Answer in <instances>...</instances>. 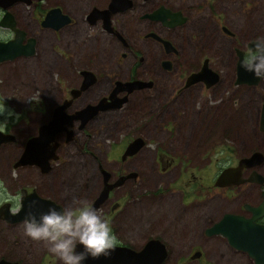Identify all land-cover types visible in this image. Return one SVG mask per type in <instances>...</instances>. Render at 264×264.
<instances>
[{
  "label": "flooded vegetation",
  "instance_id": "1",
  "mask_svg": "<svg viewBox=\"0 0 264 264\" xmlns=\"http://www.w3.org/2000/svg\"><path fill=\"white\" fill-rule=\"evenodd\" d=\"M236 1L105 0L103 3L96 4L88 9L83 16L86 27L90 31L106 34L109 37V43L111 37L114 38L118 43L116 54L118 52L122 60L126 59L127 52H133L134 61L130 65H133L134 68L127 78L115 79L110 90L105 95L98 97L95 101L80 105L81 96L88 94L91 87H96L99 84V77L96 73L88 68L81 69L76 75L75 85L68 84L65 86L57 82L55 87H51L50 94L53 97L50 100L47 99L41 108V121L36 125L35 131L30 133L20 146L13 147L17 144L13 133H10L9 130L2 131L10 133L14 137L13 141L0 145V154L2 151L9 149V147L14 149V152L10 153L12 158H8V163L2 170L4 172L7 170L6 174L9 177L13 174L14 178L18 176L17 180H19V183L15 191L11 192L8 191L9 188L4 184L2 188L0 187V196L4 194L5 197L9 193H13L12 196L7 195L6 199L0 200V225L5 233L11 234V239L15 245L20 247L26 244L27 237L23 233V223L29 214L39 218V214L49 208L40 199L51 200L61 209L70 206L73 196L65 195L63 175L67 165L73 163L78 155L84 153L83 147L87 145V142L81 146L80 136L85 134L90 137L88 133L89 124L101 119L113 110H119L125 105L127 106L133 93L143 95L144 99L142 100L144 101L148 99L147 96L151 95L150 93L158 90V84H171L167 99L162 104H158V111L164 112L171 105V101L173 102L170 97L173 96L172 99L174 97L178 98V94L181 92L192 91L196 86H200V91L214 90L220 84L221 77L218 71H216L219 77L217 82L210 86H207L202 80L187 85V79L204 66L215 71L213 63L218 67H226L224 63L226 56L224 54L227 53H229V60L232 59V66L235 68V78L232 84L235 86H254L243 83L236 84V68L239 60H243L248 50L252 47L249 43L260 38L252 36L245 41H241L238 33L233 29L232 18L227 19L226 15L230 9L229 5ZM249 1L253 3L251 0ZM72 2V12L66 8L63 1L55 3L50 0H31L29 3L17 2L7 9L0 7V21L3 15L9 12L12 21L15 23L14 28L24 32L22 44L26 45L30 39L34 41V53L28 57L20 56L18 59L34 57L37 54L39 44L38 35L31 33L33 28L31 21L25 17L24 11L26 8L34 10L35 17L33 19L38 24L39 32H50L55 37L60 34V40H58L60 44L52 49V53L62 54L65 47H74V43L68 38L66 45L64 38L65 35L74 36L75 31L80 30L79 3ZM244 5H247L246 1H244ZM57 8L68 18V21L64 23L65 20H61L57 29L44 27L42 21L48 11ZM94 9L97 14L90 16ZM20 11H22L23 16ZM129 16H134L135 24L121 21ZM209 22L212 24L211 29L208 27ZM0 30L5 31V38H0V41L7 42L15 38L16 32L14 29L0 26ZM132 32H136L135 40L125 37L126 33ZM77 39L79 40V36H77ZM226 41L228 42V48L225 50ZM137 44H139L142 52L146 55H140L139 51H134L135 49L138 50ZM144 46L153 55L151 63L147 60L148 53L143 50ZM191 46H194V48H190ZM185 52L187 54L190 52L191 54L190 60H185L188 63V75L180 78V82L176 85H172V80L170 78L166 80L162 75H170ZM218 54H221V56H218ZM230 63L231 61L228 64ZM85 71L93 73L94 82L82 89L85 79L83 72ZM136 80L140 81L143 87L131 92L124 89L115 94L117 99H125L120 107L100 109L85 123H82L81 120H73L70 124L65 123L63 129L57 131L50 141H43L37 144L35 149L28 151V163H19L25 148L28 145H32L31 141L39 135L40 127L48 125L52 121L57 108L64 106L62 113L74 114L87 106H95L102 100H105L106 104L110 103L109 95L115 88L116 82L126 83ZM73 90L79 91L75 97H72ZM224 93H221V99ZM259 96V99H252L254 104L256 101L258 102L256 103L257 106L255 105L256 108L251 110L250 136L246 135L247 131L245 130L243 137L235 134L240 128V121L236 120V122H233V119L235 115L236 117L240 116L242 109H229L228 111L233 112V114L226 112L228 117H230L222 122L223 132L218 141L204 139L197 142L193 141L189 136L179 138L181 129L185 127L187 129L189 128L188 125L191 124L190 119L185 118L187 113H177L178 110L182 111L181 108L174 111L175 117L171 121L172 125L171 123L168 124L169 122L164 125H156L155 135L158 137L148 138L144 134L145 127L153 114L158 111H155V109L147 114L146 112L143 113V116L145 115L146 117L139 124V127L137 126L135 129V134L128 136L125 142L117 148L113 157L107 158L108 162H114L115 166L107 168L104 164L98 162L97 169L100 175V187L96 193L86 200L93 206L99 199L104 186L111 185L107 197L99 203L96 209L108 219L118 239V228L115 223H119V221L115 216L119 211L125 212L120 220L127 222L130 220V216L126 217L125 220L124 217L127 216L128 212H131L132 216L135 215L132 210H127L137 207L151 208L161 215L159 222H164L165 219H169V222L161 231H148L147 234L144 232L146 229L142 226L144 231L141 228L140 230L146 238L139 247L131 242L122 240H119L118 245H128L134 249H140L149 239L158 238L165 245L166 256L160 263L165 264L167 257L173 250V246L167 242L166 236L186 240L200 238L201 236L208 239L219 237L224 239L234 254L245 257L249 264H256L247 251L232 247L221 234H207V229L218 221L225 212L241 214L248 218L254 217L255 223L264 226V123H262L264 118V95ZM236 98H232V106L238 103ZM168 100H170L169 104H167ZM142 108L145 109L146 106L144 105ZM178 116L181 117V124L175 123ZM161 131L167 133V140L159 139V132ZM79 133L81 134L79 135ZM138 138L142 139V146L133 152H128L127 147ZM151 145L155 146V152L150 151L149 146ZM169 145H171V148H169ZM210 146L214 149H219L213 159L209 157L210 152L208 150ZM193 147L203 149L197 160L193 157L191 151ZM254 153L260 154V157L250 159ZM211 154L213 153L211 152ZM146 156H149L150 160L149 172H143V169L139 170L138 166H131V164L141 163ZM210 165H212V168H210ZM225 170H229L227 177L216 185L217 179ZM19 172H23V174L20 175ZM153 172L164 176L171 172L172 175H169L170 177H168V181L164 185L161 184L164 179H160L156 187L150 188L145 185V178L149 173ZM23 193L28 196L31 195V205L27 210L28 214L18 218L19 216L14 214L22 208L21 198ZM209 196L219 198L222 202L219 208L233 209H225L216 217H202L193 222L192 208L196 205L200 207V201H203L202 198ZM74 197L80 198V194H76ZM176 197L179 198L178 206L173 204V200ZM4 204H8V208H2ZM5 211L6 214L4 213ZM6 215L10 217L8 218ZM146 224V222L143 223V225ZM154 228L152 224L149 225V229ZM167 230L169 231L167 232ZM18 232H21L25 238L17 236ZM31 243L33 242L30 241ZM40 244L41 246L44 245L43 243ZM11 250L7 247L1 248L0 251L4 252V254L0 256V259L4 258L17 264H27L21 257L11 256L9 254ZM46 251H48L46 247L41 248L43 254ZM203 254L204 252L199 245L189 244L187 253L189 260H194ZM35 264L48 263H41L39 258L38 261H35Z\"/></svg>",
  "mask_w": 264,
  "mask_h": 264
},
{
  "label": "rangeland",
  "instance_id": "2",
  "mask_svg": "<svg viewBox=\"0 0 264 264\" xmlns=\"http://www.w3.org/2000/svg\"><path fill=\"white\" fill-rule=\"evenodd\" d=\"M51 2L63 1L66 8L72 12V1L79 3L80 17V30L75 31L74 36L65 35V43L67 45V38L74 43V47H65L62 54L52 53V49L59 45L60 34L56 37L50 32L41 33L39 27L33 18L35 12L32 9H25L24 14L33 25L32 32L36 33L39 37V44L37 48V54L31 58H17L0 63V104L4 105V112L0 114V123H6V129L10 133H13L16 137L17 144L14 148L20 146L30 133L34 132L36 125L41 121V108L45 104L46 100H50L53 96L50 94L51 87H55L57 82L62 85H75L76 75L79 70L88 68L97 74L99 77L98 85L91 87L88 94H83L80 99V105L95 101L98 97L105 95L110 90V87L115 79L127 78L134 66L130 65L134 61L133 52H127V57L122 60L120 55L116 54V46L118 43L111 37L109 43V37L106 34L90 31L83 20V16L88 9L96 4L103 3L105 0H50ZM244 1L247 5H244ZM237 0L232 5H229L226 18H232L234 23L233 29L238 33L241 41H245L252 36L264 37V0ZM46 5V3H44ZM22 15V11H20ZM23 16V15H22ZM225 18V19H226ZM121 21L128 24H135L134 16H129ZM209 29L212 28L211 22L208 23ZM5 31L0 30V38H5ZM74 33V32H72ZM125 34V33H124ZM71 35V34H69ZM79 36V40L77 39ZM127 38L131 40L136 39V32L126 33ZM194 48L191 46L190 48ZM140 55H146L142 52L139 44H137ZM228 48V42L224 49ZM143 50H146L147 60L151 63L153 55L144 46ZM192 50V49H191ZM226 67H218L213 63L215 71L220 73V84L214 90L200 91V86H196L192 91H184L178 94V98H171V105L168 107V112L158 111V104L163 103L170 93L171 84H158L157 89L147 96L148 99L144 101L143 95L133 93L130 97L128 105L119 110H113L110 113L104 115L101 119L95 120L89 124L90 137L85 134L79 138L80 145L83 146L85 142L87 145L83 147L84 153L78 155L73 163L68 164L64 171L65 181V195L75 196L80 194L81 199H87L92 194L96 193L100 187V175L97 169L98 162L104 164L107 168H113L114 162H108L107 158L114 156L115 151L125 140L131 135L135 134V129L146 117V114L150 111H158L160 113L153 114L150 121L145 127V136L148 138L156 137L155 130L156 125H164L166 122L171 123L174 119V111L181 108L182 111H177L178 114L187 113L185 118H189L191 124L189 128L181 129V135L179 138H185V136L191 137L193 141H199L209 139L211 141H218L223 132L222 122L229 119L226 112L229 109H242L239 117H234L233 122L240 121V128L235 134L243 137L244 130L247 131L246 135L250 134L249 127L251 125V110L255 109L257 102L254 104L252 99H259V95H264V79H260L259 82L253 87L247 86H235L232 84L235 78V68L232 66V59L229 60V53L224 54ZM64 56V57H63ZM190 52H186L182 55V58L178 61L177 67L172 70L170 75L162 77L168 80H172V85H176L180 82V78L188 75V63L185 60H190ZM221 56V54H218ZM122 61V62H120ZM229 61H231L230 64ZM228 65H230L228 67ZM140 71V69H138ZM93 74V73H92ZM224 93L222 99L221 93ZM147 94V92H145ZM38 96V99L35 100ZM237 97L238 103L232 106V98ZM170 100L167 101V104ZM146 106L145 109L142 106ZM256 105V106H255ZM233 114V112H229ZM236 114V112H234ZM180 116V115H179ZM177 117L175 123L181 124V117ZM184 118V119H185ZM237 118V119H236ZM236 125V123H235ZM2 127V126H0ZM247 128V129H246ZM81 133H79L80 135ZM250 136V135H249ZM158 137V136H157ZM159 139L167 140V133L159 132ZM251 138V137H250ZM245 139V138H241ZM182 140V139H181ZM83 142V143H81ZM209 147V146H208ZM171 148V145H169ZM10 149V150H9ZM2 151L0 154V187L3 184L9 188L8 191H15L19 180L18 176L14 178V174L9 177L2 169L8 163V158H12L10 153L14 152V149ZM151 152H155L154 145L149 146ZM203 149L200 147H193L191 151L193 157L197 160L200 156V152ZM208 150V149H207ZM76 152L75 150H73ZM219 149H214L210 146L208 152L209 157L214 158ZM211 152L213 154H211ZM6 153V154H5ZM149 153V152H146ZM106 157V159H105ZM131 166H138L139 170L143 169V172L150 171L149 156L138 164H131ZM212 168V165H210ZM20 175L23 172H19ZM169 174L161 175L155 172L149 173L145 178V185L150 188L156 187L158 180L164 179L162 185L168 181ZM170 175V176H169ZM24 176V175H23ZM164 177V178H163ZM11 178V179H9ZM17 180V181H16ZM69 189V191H68ZM137 189V187H136ZM13 193L7 195L12 196ZM4 194L0 196V200L6 199ZM177 196V194H175ZM203 201H200V207L197 205L192 208V218L195 222L198 218L216 217L221 211L225 209L233 208H219L222 202L216 197H203ZM179 198L176 197L173 200V204L179 205ZM5 203V202H4ZM135 214L132 216L131 212L127 213L126 217L130 216V220L127 222L121 221L120 218L124 215V211H119L116 214V219L119 221L115 224L119 239L122 241H128L139 247L144 241L146 236L141 232L140 228L144 231L142 226L146 229L144 232L162 230L165 225L168 224L169 219H165L164 222H159L161 216L151 208L137 207L129 209ZM145 210V211H144ZM146 222V225L143 223ZM118 223V224H117ZM152 224L154 229H149V225ZM169 230H167L168 232ZM17 236L22 237L23 234L18 232ZM25 238V236H23ZM167 242L171 243L173 250L167 257L165 264H249L245 257L234 254L233 250L226 244L224 239L219 237L206 238L201 236L194 239H183L178 237H168ZM30 241L33 243L30 244ZM31 239H26V244L18 247L11 239V234L5 233L1 229L0 225V249L7 247L12 249L10 251L11 256L21 257L27 264H35V261L40 258L41 263L60 264L58 259L52 255L49 251L45 254L41 252L45 245L40 244ZM197 244L203 250L204 254L201 257H197L194 260H189L187 253L189 250V244ZM9 250V249H8ZM41 252V253H40ZM4 252L0 251V256Z\"/></svg>",
  "mask_w": 264,
  "mask_h": 264
},
{
  "label": "water",
  "instance_id": "3",
  "mask_svg": "<svg viewBox=\"0 0 264 264\" xmlns=\"http://www.w3.org/2000/svg\"><path fill=\"white\" fill-rule=\"evenodd\" d=\"M31 0H0V7L3 9H7L12 4L17 2H26L29 3ZM116 1V0H114ZM97 14L95 9L92 11L90 16ZM68 18L63 15L60 10L51 9L46 14L44 20L42 21V25L44 27H52L57 29L61 22V20H65L66 23ZM15 23L12 21L11 15L9 12H6L1 21V27H10L15 30V38L9 40L7 42L0 41V62L14 60L20 56H30L34 53V41L32 39L28 40L26 45L22 44L24 40V32L19 29L14 28ZM167 44V43H166ZM250 46H253V42L249 43ZM241 59L236 68V84H248V85H256L260 78H257L253 75L252 72L246 71L241 66ZM85 79L83 82L82 89L86 88L90 84L94 82V75L90 71L83 72ZM218 73L211 68L204 66L200 71L193 73L187 79V85L197 82L204 81L207 86L213 85L218 80ZM141 82L136 80L133 82L123 83L121 81L116 82L115 88L112 93L109 95L111 102L105 103V100L99 102V104L95 106H87L84 109L75 112L74 114H66L62 113V109L64 106L57 108L54 112L52 121L48 125H43L39 129V135L32 139V145H28L23 154L21 155L20 162L21 164H26L28 158V151L31 149H35L36 145L43 141H50L54 134L63 129V125L65 123H72L73 120H81L82 123H85L87 120L92 118L94 114L97 113L100 109H105L108 107L118 108L122 105L125 99L120 98L117 99L115 94L121 90L126 89L128 92H131L135 89H139L141 86ZM79 91H72V97H75ZM264 116V115H263ZM264 123V118L263 122ZM264 125V124H263ZM14 140V137L10 133H4L0 131V145L3 143L11 142ZM143 142L141 138L135 139L128 147V152H133L140 146H142ZM258 156V157H257ZM260 154L254 153L250 159L259 158ZM229 170H225L217 179V184L220 181L227 177V172ZM107 179V177H106ZM111 189V185H105L104 189L99 197V199L93 204V207H98L99 203H101L106 197ZM31 195L22 194L21 198V206L19 212L14 214L15 216H19L18 218H22L26 214H28L27 210L31 205L30 201ZM35 198V197H33ZM39 198V197H38ZM40 199V198H39ZM49 208H56L60 210L61 208L51 200L40 199ZM2 208H8V204H4ZM48 208V209H49ZM48 209L39 214V216L48 211ZM6 214V211L4 212ZM8 218L9 215H6ZM207 234H221L223 235L227 242L234 248L242 249L248 252V254L255 260L256 264H264V226L254 222V217L248 218L241 214H236L233 212H225L222 214L220 219L213 223L208 229ZM82 245H77L76 251H82ZM166 256V249L164 243L158 238H151L147 242H145L144 246L140 249H134L128 245H118L115 251L111 252V254L107 257L100 256L99 258L93 259L91 257L87 258L83 264H160ZM0 264H17L12 263L7 259H0Z\"/></svg>",
  "mask_w": 264,
  "mask_h": 264
},
{
  "label": "clouds",
  "instance_id": "4",
  "mask_svg": "<svg viewBox=\"0 0 264 264\" xmlns=\"http://www.w3.org/2000/svg\"><path fill=\"white\" fill-rule=\"evenodd\" d=\"M241 66L264 79V37L253 42ZM3 112L2 103L0 114ZM0 126V131L6 129V123H0ZM23 233L31 240L43 243L60 264H83L89 257H107L119 243L108 219L89 201L77 197L72 198L70 206L60 210L49 208L39 218L29 214L23 223ZM78 244L82 245V251H76Z\"/></svg>",
  "mask_w": 264,
  "mask_h": 264
}]
</instances>
